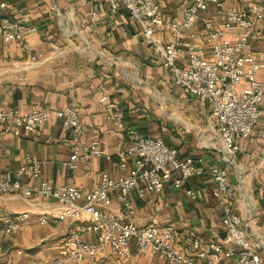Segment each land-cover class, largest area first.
<instances>
[{"label": "crops", "instance_id": "obj_1", "mask_svg": "<svg viewBox=\"0 0 264 264\" xmlns=\"http://www.w3.org/2000/svg\"><path fill=\"white\" fill-rule=\"evenodd\" d=\"M6 1L8 6L0 10V16L18 17V10L23 9L26 21L37 26L28 40L40 62L32 64L19 42L0 39V106L29 111L71 105L90 127L87 138L100 139L106 144V151L88 164L69 170L63 162L71 153L72 134L63 128L60 118L51 116L37 130L22 131L20 135L4 132L0 121V171L17 169L30 156L42 161L41 177L50 179L54 186L75 184L88 190L100 183L102 172L118 177L134 170L131 163L126 171L119 168L118 151L130 142L129 128L161 136L169 146L178 149L180 159L204 155L207 168L218 163L220 140L212 127L210 105L172 81L162 57L125 8L113 12L110 0ZM155 1L162 10L160 31L155 37L162 40L170 22L182 18L191 0ZM222 1L240 9H248L253 2ZM210 12L216 13L214 4L210 5ZM205 35L204 26L198 21L185 37L201 43ZM252 45L255 51H264V20L256 24ZM204 52L212 58L208 45H204ZM100 84L106 86L120 106L123 115L120 127L107 118L105 106L99 101ZM246 86L244 80L238 88ZM235 139L244 150L230 170L232 199L264 262V106L251 135ZM178 175L174 172L159 193L148 190L144 198L132 195L138 224H173L178 233L177 243L186 251L191 249L194 238L222 242L226 226L214 195L216 183L212 175L207 171L192 176L176 188L173 179ZM25 181L38 180L25 178ZM192 190L197 192L196 198L190 196ZM112 198V207L120 210L115 194ZM55 206L54 200L36 196L25 200L16 194L0 193V229L17 214H30L25 230L0 238L2 247H7L4 251L7 264H16L17 257L24 261L22 247L27 250L41 245L34 253L46 258L41 261L58 255L60 245L76 223L51 216L48 224H40L39 218L51 214ZM81 238L96 241L97 234L86 233ZM131 249L129 259L107 251L93 264H172L160 255L138 253L134 241ZM9 254L13 257L11 263ZM33 260L38 259H32L30 264ZM222 262L227 263V259ZM69 264H89V261Z\"/></svg>", "mask_w": 264, "mask_h": 264}, {"label": "built area", "instance_id": "obj_2", "mask_svg": "<svg viewBox=\"0 0 264 264\" xmlns=\"http://www.w3.org/2000/svg\"><path fill=\"white\" fill-rule=\"evenodd\" d=\"M211 4L216 7L215 14L210 12ZM7 6L6 0H0V10ZM110 6L113 12L123 7L130 13L147 42L162 57L163 66L176 85L210 105L212 127L220 140L219 161L207 168L204 155L180 159L178 149L169 146L161 136L145 135L136 128H129L130 142L118 151L119 168L126 171L131 163L134 170L118 177L102 172L99 184L83 190L75 184L54 186L50 179L41 177L42 161L27 156L28 162L19 168L0 171V193L16 194L25 200L36 196L56 201L51 214L45 213L39 218L42 225L48 224L51 216L76 223L60 245L57 256L46 261L33 260L32 264H69L85 260L93 264L107 251L129 259L133 241L138 253L160 255L172 264H263L258 245L253 243L242 216L235 210L230 170L244 150L235 136L246 139L251 135L264 106V51L257 52L252 45L256 24L264 20V0H253L248 9L226 5L222 0H191L182 18L170 22L162 40L155 37L162 21L161 6L155 0H110ZM17 13L18 17L0 16V39L19 42L31 63L37 64L40 59L28 40L37 26L26 21L23 9ZM198 21L206 31L201 43L185 37ZM204 45L210 47L211 59L206 56ZM244 80L247 86L239 89L238 85ZM98 92L107 118L116 126H122L123 115L118 102L104 84L98 86ZM51 116L60 118L63 128L72 134L71 153L63 162L65 168L76 170L81 164L86 165L92 158L105 154L106 144L98 138H87L90 127L71 105L29 111L0 106L3 130L14 135L37 130ZM207 171L216 183L214 195L226 226L222 242L194 238L191 249L186 251L177 243L178 233L173 224H138L133 194L144 198L148 190L161 192L174 172L179 175L173 179V185L180 188L184 180ZM25 178L38 181L30 183ZM112 194L121 204L120 210L112 207ZM189 194L197 197L196 191ZM29 220V212L12 217L0 229V238L25 230ZM86 233H96L97 240H83L81 236ZM12 258L9 254L8 262L11 263ZM224 258L227 263L222 262Z\"/></svg>", "mask_w": 264, "mask_h": 264}, {"label": "rangeland", "instance_id": "obj_3", "mask_svg": "<svg viewBox=\"0 0 264 264\" xmlns=\"http://www.w3.org/2000/svg\"><path fill=\"white\" fill-rule=\"evenodd\" d=\"M40 247H41V245H37V246L30 248V249H27V250H26V248L22 247L24 249L22 256L25 259H23L24 261L22 262L21 257H17L16 264H30V261L32 259L45 260L46 258H42V257H40V255L34 254L35 252H37L38 249H40ZM6 248H3L2 244L0 243V264H7V259L5 258V255H4V251Z\"/></svg>", "mask_w": 264, "mask_h": 264}, {"label": "trees", "instance_id": "obj_4", "mask_svg": "<svg viewBox=\"0 0 264 264\" xmlns=\"http://www.w3.org/2000/svg\"><path fill=\"white\" fill-rule=\"evenodd\" d=\"M140 133H142V134H145V135H150V134H146L145 132H143L141 129H137ZM259 251V250H258ZM259 253H260V251H259ZM262 262H263V259H262ZM263 264H264V262H263Z\"/></svg>", "mask_w": 264, "mask_h": 264}]
</instances>
